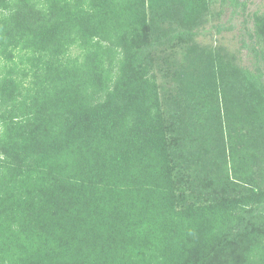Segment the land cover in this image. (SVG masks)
<instances>
[{"label":"trees","instance_id":"16d2710c","mask_svg":"<svg viewBox=\"0 0 264 264\" xmlns=\"http://www.w3.org/2000/svg\"><path fill=\"white\" fill-rule=\"evenodd\" d=\"M149 4L0 0V264L261 263L264 190L205 173L221 143L168 125ZM254 25L243 98L198 77L189 100L193 133L234 123L259 150L264 13Z\"/></svg>","mask_w":264,"mask_h":264},{"label":"rangeland","instance_id":"374dc122","mask_svg":"<svg viewBox=\"0 0 264 264\" xmlns=\"http://www.w3.org/2000/svg\"><path fill=\"white\" fill-rule=\"evenodd\" d=\"M149 2L152 50L156 57V73L168 125L174 124L179 129L188 124L190 127L185 129L186 134L178 130L179 135L187 136L188 143L194 142L199 146L207 145L208 142L210 146H219L221 143L219 153L215 150L213 158H205L204 163L208 165L205 173L217 174L220 170L233 178L236 174L241 178L239 182L249 183L251 191L261 192L264 190V143L260 144L258 150L254 142L257 136L246 135L244 140L237 137L241 127L238 129L240 125L234 123L230 128L226 124L222 125L220 132L217 129L210 131L199 128V135L193 133L190 116L204 107L199 99L190 101L189 98L192 96L191 84L198 77L215 85L218 82L219 87H222L221 81H229L227 89L233 106L234 100L237 102V99L243 98L244 85H248L245 73L254 72L258 63L249 31L255 27L254 13H264V0ZM196 16L199 22L192 26ZM181 19L188 23L183 24ZM221 116L225 121L224 107ZM232 135H235V143L229 140ZM253 220L254 232L264 235V206L257 211ZM262 259L258 264H264V256Z\"/></svg>","mask_w":264,"mask_h":264}]
</instances>
